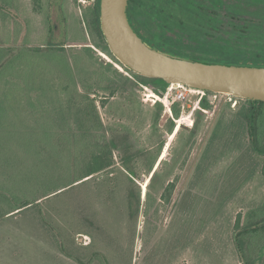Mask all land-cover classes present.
I'll use <instances>...</instances> for the list:
<instances>
[{"label":"rangeland","instance_id":"rangeland-1","mask_svg":"<svg viewBox=\"0 0 264 264\" xmlns=\"http://www.w3.org/2000/svg\"><path fill=\"white\" fill-rule=\"evenodd\" d=\"M97 1L67 0L85 41L58 54L34 51L42 46L37 32L28 46L8 31L14 22L4 13L22 7L25 18L41 21L33 0H1L0 264H264V237L236 230L238 220L240 229L264 220V154L248 133L246 100L216 94L203 104L209 113L193 114L192 126L185 118L200 96L191 94L184 113L165 100L172 85L125 67L97 27ZM129 7L152 47L193 59L264 60V0H133ZM54 16L63 27L62 10ZM35 94L37 108L27 109ZM61 111L67 124L55 118ZM20 115L34 127L20 126ZM96 121L109 141L140 151V173L145 163L158 165L152 184V175L128 181L117 151L113 168L72 184L80 164L75 168L77 147L66 134L91 132ZM172 182L178 185L168 206L161 197ZM20 201L32 205L13 212Z\"/></svg>","mask_w":264,"mask_h":264},{"label":"trees","instance_id":"trees-1","mask_svg":"<svg viewBox=\"0 0 264 264\" xmlns=\"http://www.w3.org/2000/svg\"><path fill=\"white\" fill-rule=\"evenodd\" d=\"M131 2H133V0H130V3ZM0 3H1V0H0ZM66 3H67V0H33V7L37 8V11L35 9V12L36 14L41 16V21L39 22L40 24L37 21H33V19L30 17L28 18L24 17V14H25L24 7L21 6L23 5V3L22 4L20 3V7H22L20 8V13L17 10L14 14L9 13V15L8 14L6 15L3 12V10H6V8H4L6 7L4 3L3 5H0V13H4V17L6 18V21L11 19L14 22L13 28L9 29L8 31L11 35L12 30L15 29L14 31L15 37L20 35V45H28V46L30 45L31 46L32 43L28 41V38L32 39L34 35L33 33L35 32L36 34L37 32L40 34L38 38L41 39L42 46L34 49L36 53H40V52L45 53L46 51H51V52L60 54L64 51V49L70 43L71 44L76 43V42L82 43L83 41H85V35H84L83 28H82V22L77 19L74 21V24H72V21L69 20L68 12H66L65 10ZM10 6L11 8L17 7L14 1H11ZM58 8L62 10L63 27H59L55 21L54 15H56V10ZM94 12L96 15L97 27L100 33L103 35L102 29H101V18H100V15H101L100 0L97 1ZM21 16L22 18L23 17L24 18L22 19ZM129 19H130V22L132 23L131 16H130V7H129ZM72 25H76V28H74V36H72V31H71ZM132 26L136 30V32L143 38L140 32L134 27L133 23H132ZM156 49L163 53L171 54L176 57L193 59L191 56H188L185 54H182V55H179L178 53L173 54V53L164 51L160 48H156ZM32 50L33 49L31 48L28 49L30 53L33 52ZM195 60H200V61L207 62V63H226V64H238V65H250V66H264V60L263 62L254 61L252 63L240 62L233 58L224 59V60L195 58ZM66 89L68 90V85H63V90L66 91ZM207 102H210L209 98H205L202 102V105L206 104ZM38 103L39 102L37 101L36 94L33 96L31 95L30 99L26 101V104H27L26 108L31 109V110L35 109L37 108ZM246 104L248 107L246 108L244 117L246 120L248 133L251 137L254 150L259 154H264V152L263 153L260 152L261 149H264V131H263L264 102L246 100ZM57 114H61L62 117L55 116V118H57V120H60L61 118L62 121H64V124H67V112L61 111ZM34 115H35V112H32L31 117L32 116L34 117ZM176 116L177 118H179L178 113H176ZM21 117L22 115H20V126L22 125L24 127H29V128L34 127L33 125L28 126L27 125L28 119H25L26 121L25 120L22 121ZM75 117H76V121L78 120V122L81 123V120H82L81 117L79 115H75ZM40 119H41L40 117L35 118V122L39 123ZM97 119L99 120V117H97ZM100 126H101V123L97 122V126L94 127V130H92L91 132H88V133L79 132V133H73V134H66V135H70L74 139L75 147H77L76 150L72 152V158H71L73 160L75 168H76L77 163L78 165L80 164V166H77V168L80 169V173L75 176V179L72 184L83 182L86 179H89L110 168H113L115 165L114 151L119 152L121 164L125 172L121 174L125 175L128 181L131 180L133 183L135 182V185L137 181L141 183H146L147 180L150 178V176L153 175L150 180L152 184V181H154L156 178L157 169L159 168L158 167L155 170L157 164L148 165L147 163H145L147 172L145 168L146 173L145 174L140 173V164L135 163V160L137 158H141L143 156L140 153V151H138V149H136L131 143L130 144L128 143L127 145V144H124L123 141H121L120 143H117L115 141H109L107 136L103 135V133L101 132ZM82 142H86L87 146L91 150L89 157L87 155H84L83 153V150L81 148ZM65 169H66L65 167L62 168L61 172ZM146 174H147V178L146 180H144V175ZM151 184H148L147 187L152 186ZM177 185H178L177 182L176 184L172 182V183H169L168 186L166 187L161 197V200L162 202H164L165 205H168V206L170 205L173 195L177 189ZM69 186L64 187V189ZM132 193H133V196L137 200V208H140L141 207V195L137 194L136 191H133ZM40 200H37V202ZM30 205H32L31 201H25V202L20 201V207L15 208L16 210H14L13 212L26 208ZM240 226H241V222L240 220H238L236 223V230H239L237 235L241 236L242 238L243 236H247V237L263 236L264 237V220L258 223L252 224V225L245 226L242 229H240ZM245 264H249V263L245 262Z\"/></svg>","mask_w":264,"mask_h":264},{"label":"water","instance_id":"water-1","mask_svg":"<svg viewBox=\"0 0 264 264\" xmlns=\"http://www.w3.org/2000/svg\"><path fill=\"white\" fill-rule=\"evenodd\" d=\"M129 6L130 0H100L104 38L125 67L170 85L264 102V66L207 63L163 53L150 46L133 28Z\"/></svg>","mask_w":264,"mask_h":264},{"label":"built area","instance_id":"built-area-1","mask_svg":"<svg viewBox=\"0 0 264 264\" xmlns=\"http://www.w3.org/2000/svg\"><path fill=\"white\" fill-rule=\"evenodd\" d=\"M146 90H149L148 88H146ZM175 92V93H174ZM196 92H201V93H196ZM207 92H203V91H197V90H192L188 87H185L183 85H172V87L169 89V93H167V95L165 96V100L166 102L169 103L170 106L173 105H179L181 107V109L183 110V112L185 113V111L188 108H191V106L189 105V101H190V96L191 94H198L200 97L198 99V101L195 103V107L193 108L192 113H190V115L188 117H186V120L190 121V124L193 126V114L196 111H201L204 113H209V111L207 109H205L202 105V102L205 98H209L211 100L216 98V94H209L206 95ZM153 97V95H149L147 94V100L151 99ZM183 119V120H185Z\"/></svg>","mask_w":264,"mask_h":264},{"label":"bare ground","instance_id":"bare-ground-1","mask_svg":"<svg viewBox=\"0 0 264 264\" xmlns=\"http://www.w3.org/2000/svg\"><path fill=\"white\" fill-rule=\"evenodd\" d=\"M196 93H201V92H196ZM154 97H156V96H154ZM177 123H178V128L177 129L179 130L181 128L182 124H183V120H179Z\"/></svg>","mask_w":264,"mask_h":264},{"label":"crops","instance_id":"crops-1","mask_svg":"<svg viewBox=\"0 0 264 264\" xmlns=\"http://www.w3.org/2000/svg\"><path fill=\"white\" fill-rule=\"evenodd\" d=\"M157 167H158V165L156 166V168H157ZM156 168H155V169H156Z\"/></svg>","mask_w":264,"mask_h":264}]
</instances>
